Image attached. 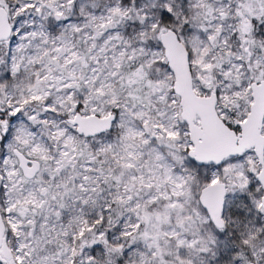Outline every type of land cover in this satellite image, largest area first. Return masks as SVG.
Returning a JSON list of instances; mask_svg holds the SVG:
<instances>
[{
	"label": "snow or ice",
	"instance_id": "snow-or-ice-1",
	"mask_svg": "<svg viewBox=\"0 0 264 264\" xmlns=\"http://www.w3.org/2000/svg\"><path fill=\"white\" fill-rule=\"evenodd\" d=\"M0 264H264V0H0Z\"/></svg>",
	"mask_w": 264,
	"mask_h": 264
}]
</instances>
